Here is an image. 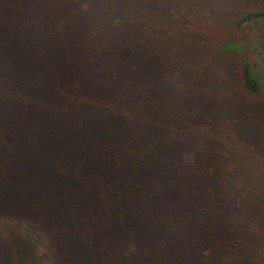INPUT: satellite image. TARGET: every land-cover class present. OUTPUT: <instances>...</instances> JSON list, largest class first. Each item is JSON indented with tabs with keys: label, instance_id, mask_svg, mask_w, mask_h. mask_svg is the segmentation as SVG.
Masks as SVG:
<instances>
[{
	"label": "trees",
	"instance_id": "1",
	"mask_svg": "<svg viewBox=\"0 0 264 264\" xmlns=\"http://www.w3.org/2000/svg\"><path fill=\"white\" fill-rule=\"evenodd\" d=\"M229 1L0 0V264H264Z\"/></svg>",
	"mask_w": 264,
	"mask_h": 264
},
{
	"label": "rangeland",
	"instance_id": "2",
	"mask_svg": "<svg viewBox=\"0 0 264 264\" xmlns=\"http://www.w3.org/2000/svg\"><path fill=\"white\" fill-rule=\"evenodd\" d=\"M258 0H231V2L225 3V6L228 7L227 10L233 9L235 12L242 13L244 11L250 10H258V7H261ZM260 11L263 12V15L259 18L251 20L245 25L241 27L235 28L233 25H230L229 33L238 41L241 47V53H238V63H241L240 60L241 54L246 55V63L249 68H253L250 70V77H257L255 71L261 63L260 55H258V51L260 49L259 45L264 47V6L259 8ZM260 81V80H259ZM259 87H264V82H259ZM250 163L257 162L261 157H264V152L262 154L257 153L256 151H250L248 153ZM264 161V160H261ZM256 165V163H255Z\"/></svg>",
	"mask_w": 264,
	"mask_h": 264
}]
</instances>
